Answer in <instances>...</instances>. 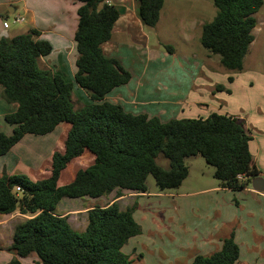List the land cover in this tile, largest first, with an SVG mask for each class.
Masks as SVG:
<instances>
[{"label": "trees", "instance_id": "1", "mask_svg": "<svg viewBox=\"0 0 264 264\" xmlns=\"http://www.w3.org/2000/svg\"><path fill=\"white\" fill-rule=\"evenodd\" d=\"M77 1L74 79L89 95L88 104L75 109L73 82L40 65V58L51 53L53 46L39 38V30L33 28L0 39L2 95L8 103L17 105L4 116L12 132L6 134L0 129V156L27 134L45 135L62 123L69 125L63 135V151L54 150L51 156L48 176L32 179L23 173L0 175V214L19 211L30 216L14 228L7 249L17 257L9 264H21L19 258L32 254L38 264H133L122 248L142 232L134 218L136 202L125 209L117 200L95 205L87 212L85 229L77 230L67 215L57 213L65 198L147 192L149 175L159 190L174 189L189 174L185 159L195 155L215 167L214 177L223 188L239 191L259 176L250 150L252 136L233 115L211 112L205 118L162 121L108 101L106 96L113 89L132 78L118 59L103 50L120 10L107 0ZM212 1L218 11L203 24L200 42L209 53L219 55L225 69L240 72L254 40L255 15L264 0ZM138 2L144 25L155 27L165 0ZM165 47L173 52V46ZM216 90L229 91L221 84ZM159 155L169 161L168 168L157 162ZM68 172H73L72 178L67 177ZM239 174L247 178L239 180ZM239 257L240 247L232 231L222 239L219 250L197 254L190 264H241Z\"/></svg>", "mask_w": 264, "mask_h": 264}, {"label": "crops", "instance_id": "2", "mask_svg": "<svg viewBox=\"0 0 264 264\" xmlns=\"http://www.w3.org/2000/svg\"><path fill=\"white\" fill-rule=\"evenodd\" d=\"M67 1L68 0H66V2ZM108 1L111 2V0ZM113 1H114L113 4H115L120 10V17L116 21L113 27L111 39L103 45V50L107 56L118 59L121 62V64L126 69H128L126 65L125 53L130 51L131 41L147 44V36L144 29L150 27L145 26L140 17L138 0H113ZM165 4L166 3H164V6L161 10L160 19L158 23L162 20ZM73 5H74V10L77 14V9L80 5V2L74 0ZM9 8L11 12H16L17 10V7L15 5H10ZM17 14H20L24 17L23 23L26 24V29L22 31H15L9 33H5L6 30L1 29L0 39L2 37L12 38L17 34L25 33L28 32L30 29L35 28L41 32L39 38L48 40L52 44L53 50H54L53 42L55 40L59 41V39L60 42H62L63 44L68 42L69 52H71V50L73 51V48L76 49V42L73 38L74 37L73 35L67 34L66 32L55 33L53 32L54 30L48 29L47 24L50 22L49 20L51 17L50 16H49L50 18L47 17L48 18V22H47L46 18H43L39 15L37 16L34 9H32L27 2L24 4L23 13H16L15 15ZM186 17L188 16L186 15ZM194 17L195 15L188 17L189 18L188 24L193 25L195 27L196 22L194 21L195 19ZM256 18H257V25L253 30L254 40L251 43L249 50L260 49L261 46L264 44V19L262 16H260V18L257 16ZM4 22H3V27L4 29H7L9 27V24L8 27H5ZM201 25L203 26V24ZM186 27L187 26L181 23V30L188 29V27L187 28ZM63 30L66 31L65 26ZM46 32H52L55 34L54 36L52 35L46 36ZM72 33L74 34L75 30ZM149 52H150L149 58L155 56L154 58L162 57L163 59H165L166 57L170 58L171 56L169 55L168 52H161V50H159V48L157 47L150 48ZM172 53H174V48ZM46 56H42L40 58V61L47 62ZM213 57L217 61L216 66L213 64L216 63L215 60H214L215 62L213 61V63L212 61H210V59ZM187 60L188 63L186 64V66H183V68L186 69L187 71L193 70V72L195 71L196 74L202 75V80H199L198 83H196L197 85L195 84L197 80L196 81L193 80V84H195V88L198 89L197 90L198 92H196V94L195 92H192V89L190 88L185 89V92L183 90L179 92V90H176L178 89L176 86V88L174 89L171 88L170 92H173V95H170L169 97H163V99L168 100V102L167 101L159 102L160 100H163L162 98L160 100L158 98H151L148 101L149 103L145 102L144 103L145 105L142 106L138 104L136 93L133 90L134 88L133 84L130 83V81L132 80L131 79L129 83L113 89L106 96V99L113 103L121 104L124 107V109L129 112L135 114L146 113L149 116H157L162 121H167L171 118H194L197 117L195 116L196 114H199V116L205 118L211 112H219V113L233 115L244 123L245 129L252 136V140L250 142V150L253 157V164L258 169L259 176H262L264 178V80H252L251 77L248 75V73H245L244 64L242 71L230 75L233 78L231 81L217 80V74H218L217 71L221 69V66H220V58H216L214 54H210L209 56L206 57V59L194 58L193 61H190V59L187 58ZM46 68H50V65L46 66ZM218 84L223 85L229 91L226 90L217 91L216 86ZM2 93H3V87L0 86V96H2L1 101L2 103H5L3 101L6 100L3 98ZM137 93L141 94L139 90H137ZM143 94L145 95L144 91ZM194 94L195 96H193ZM260 94L262 100L256 101L254 105L255 109L252 112H249L247 109H245V103L246 102L249 103L250 101H252L251 95L256 96V99H259ZM236 96L243 99L244 101L236 102V98H237ZM215 99L218 100V102H216ZM9 104H10L9 108L5 109L6 106L1 107L2 111L0 112V116L4 117L6 113L12 112L16 109L17 107L16 104H11V103ZM59 126L62 127V130H60V134H59L60 136L58 140L56 138L55 139L56 141H54L56 142L55 147L59 145L60 139L62 135H64V130L65 132H67L69 128L68 124L62 123L58 125L56 129H58ZM26 136L27 135H25L22 138V140H24ZM52 139H54V136ZM16 145H18V143ZM13 148L7 154L0 156V175L2 173H7V174L23 173L30 176L32 179H39L41 178L40 175H42V173L47 171L44 170V168L42 167L39 168L40 166L38 167V169H32L30 166L25 164V161H22L21 156L18 157V155L16 154H14V156L16 157L15 164L13 163L10 164L8 157L10 155L9 153H14L11 152ZM54 149L55 148H53L51 151V156L54 152ZM200 156L201 155H195V156L187 157L185 159L189 167V174L184 179L180 187H178V190L176 191L175 194L169 192L170 190L159 191V192L158 190L151 191L150 184L148 182L147 192H140V193L123 192L124 194H122L121 199H124L125 200L124 202L121 201V199L118 197L115 198L110 197L111 194H109L106 195L108 196L106 199L99 198L101 200H96L97 202L101 201V203L99 204L90 202L93 200H87V198H83L85 199L83 201L89 202L88 205L82 207L77 203H75L77 205H73L72 207H67L66 205L62 206L63 201L65 203H69V205H72L74 202H71L72 200L65 199L59 203V206L57 208V213L67 215L69 223L74 229L77 230L80 229L73 225V223L71 222L70 215L71 213H77L78 215L81 214L82 216L85 217V223L81 229L84 230L88 222L87 220L88 210L94 207L95 205L103 206L107 204L109 200H111L109 203L117 200V202L120 204V207L122 209H125L127 207L128 200L130 198L133 199V201L137 203V208L134 212V218L138 222V214L142 213L143 210L138 206V204L144 201L145 199L146 200L150 199L152 195H156L159 197L162 196L167 197L174 195L176 196V198H184L196 192H202V193L207 191L213 192V190H215L216 192L223 193L225 197H227L229 193H234L235 197L237 194H239V199H236L237 201L235 203L236 205H242L240 204V202L245 204L246 206L245 216L247 217V221H246L247 223H245L247 226L246 231L243 230L239 232L236 231V233L233 231L235 235V241L240 247L239 262L241 264H260L258 262L260 257L257 259V261H255L254 259H256L257 256H264V192H259L254 190L253 187L250 185L251 182L247 187L239 191H233L228 188H223L220 186L219 181L217 183L212 178L214 174L212 172L208 173L207 170L206 171L202 170L199 173V175L208 177V175L210 174L211 179L209 182L212 183L214 186L209 188H204L199 191L188 190L191 187L192 183L195 181V178L192 177L193 162L196 159H199L198 157ZM162 166L168 168L169 161L166 160V165H162ZM49 173L50 172L47 171L45 176H48ZM72 174L73 172H68L67 177L72 178ZM182 187H186L185 189L186 192L180 191V188ZM229 200L230 198H228L227 201L229 202ZM102 201H104L105 203ZM180 201L184 202V200H180ZM185 212H188V210H186ZM234 213L236 214V212H234L233 210H228L224 213V217L226 216L225 218H227L231 216V218H233ZM28 217L30 216L26 214H22L19 211H15L14 213L8 215L0 214V255L2 256V258L7 260L6 264H9L13 258L17 257L15 253L7 249L8 246L13 241L14 228L18 222ZM140 217L141 219L144 218V220H146L147 218L145 216H140ZM225 220H230V219H225ZM161 226H158L156 230L151 231L150 233L152 234V236L148 239L145 238L146 235L143 234L144 231L142 227V232L137 236L131 237L127 241V243L123 246L122 248L123 252L130 256V258L133 260V264H190L194 256L197 254H210L216 250H219L222 246V239L229 236V234L231 233V232H229L228 234L221 233L217 237L215 236L211 237L209 235L211 232L210 228H206V227L202 228L200 239L195 238L197 239L200 246L199 247L196 246L192 248L193 244H191V241L193 240L190 239L189 236L185 235L187 237L186 239L175 242V238H176L175 235L177 231L175 232V234H172V236H170V230L171 232H173L172 231L173 227L169 226L168 228H166L165 226H162L161 228ZM158 229H161V232H158ZM151 241L155 245L157 244L160 245L159 250L151 247L150 245ZM243 245L246 247L245 250L242 247ZM167 246H169V252L166 251ZM19 259L21 261V264H24L25 259L26 261H29L30 264H35V263L37 264L36 256L33 257L30 255L28 257H23ZM39 264H43V263H39Z\"/></svg>", "mask_w": 264, "mask_h": 264}, {"label": "rangeland", "instance_id": "3", "mask_svg": "<svg viewBox=\"0 0 264 264\" xmlns=\"http://www.w3.org/2000/svg\"><path fill=\"white\" fill-rule=\"evenodd\" d=\"M26 2L32 9H34L37 16L39 15L43 18H46L47 22L48 18L51 17L49 20L50 22L47 24L48 29L54 30L53 32L55 33L66 32L67 34L74 36L72 32L76 30V21H78V17L73 5L74 0H68L67 2L66 0H0V31L2 29L6 30L5 33H9L26 29L25 23L13 22L16 13H23V7ZM113 2L114 1L111 0L110 3ZM165 3L166 4L163 11V17L158 25H156L155 28L150 27L144 29L147 36V44L131 41V49L130 51L125 53L126 65L133 77L131 78L132 80L130 81V83L133 84V90L136 93L138 104L142 106L145 105V102L149 103L148 101L151 98H158L160 100L161 98L163 99V97H169L170 95H173V92L170 91L171 88L174 89L176 88V86L178 88L176 90H179V92H181L182 90L185 92V89L190 88L192 89V92H195L196 94V92H198V89L195 88V84L198 83L199 80H202V75L196 74V72H193V70L187 71L183 68V66H186V64L188 63L187 58L190 59V61H193L194 58L206 59V57L211 54L205 47L202 46L200 38L202 33L201 24L211 21L217 14L218 9L214 5L213 1L165 0ZM10 5H15L17 7L16 12L10 11ZM186 15L188 17L195 15V27L188 24L189 18L186 17ZM255 16H258L259 18L260 16H262L264 19V4ZM4 21L9 24V27L7 29H4L3 27ZM181 23L187 26L188 29L181 30ZM64 26L66 27V31L63 30ZM55 33L46 32V36H54ZM53 45L54 50L48 56H46L47 62L40 61V65L42 67L50 65V68H52V70L61 73L66 80H71L73 82L74 86L72 92V100L75 109L90 103L91 99L89 95L84 89L79 87L74 79V73L76 71L75 61L78 57L77 50L73 48V51L71 50V52H69L68 42L63 44L62 42H60V39L59 41L55 40L53 42ZM165 45L173 46L174 53L169 52L166 49ZM154 47L159 48L161 52H168L169 55H171L170 58H154L155 56L149 58V49ZM214 56L216 58H220L217 54H214ZM214 60L216 61L214 57L210 59L212 63ZM213 64L216 66L217 61ZM220 66L221 69L217 71V80H229V76L237 72L225 69L221 64ZM244 68L245 73H248L252 80H264V44L260 49L249 50L244 61ZM193 80H197V82L193 84ZM137 90H139L141 94H138ZM143 91L145 95L143 94ZM195 94L193 96H195ZM1 100L2 96H0V101ZM251 100L254 102L250 101L249 103H245V109H247L249 112H252L255 109L254 105L256 101L262 100L261 94L259 99H256V96L251 95ZM162 101L168 102V100L165 99L160 100L159 102ZM215 101L218 102V100L216 99ZM243 101L244 100L239 97L236 98V102ZM3 102L5 103H2L1 101L0 104V112L2 111L1 107L6 106V109L10 106V104L6 101ZM195 116L201 117L199 116V114H196ZM0 129L6 134H11L12 132V126L5 121L3 116H0ZM60 130H62L61 126L47 135L27 134L24 140H21L18 145H14V148L11 151L14 153H9V163L15 164L16 157L14 156V154H16L18 155V157L21 156L22 161H25V164L30 166L32 169H38V167L40 166L39 168L42 167L44 168V170L50 172V156L52 149L55 148L54 150L60 151H63L64 149L63 135L60 139L59 145L55 147L56 142L54 141H56V138L58 140L60 136ZM53 136L54 139H52ZM198 158L199 159H196L193 162L192 177L195 178V181L192 183L190 188L187 187L190 191H199L204 188L214 186L209 182L211 179L210 174L207 177L199 175V173L202 170H207L208 173L212 172L214 174L215 167L208 164L202 156ZM166 160L167 159L162 155H159L157 157V162L160 165H166ZM47 171L42 173V175H38H40V177H43L45 176ZM198 175L200 178L198 177ZM212 178L215 180V182L218 183V179H216L214 176ZM147 179V185L149 182L151 191H161L156 186L155 179L152 175H149ZM185 189L186 187H182L180 188V191L186 192ZM177 190L178 187L170 189L169 192L175 194ZM122 194L124 193L121 192L120 195L117 192H113L111 193L110 197H118L121 199ZM107 197L108 196L104 195L100 198L106 199ZM236 197L234 193H229V195L225 197L223 193L216 192L215 190H213V192H196L184 198H176V196L174 195L167 197L152 195L150 199H145L138 204V206L143 209L142 213L138 214V223L139 225H142L140 226L141 228L143 227V234L146 235L145 238L147 239L152 236L150 232L156 230L158 226L162 225L166 228L172 226L173 232H171L170 230V236H172V234H175V232L177 231L175 235V242L186 239L187 237L185 235H187L190 237V239L193 240L191 241V244H193L192 248L196 246L199 247L200 244L198 243L197 239H200L202 228H210L212 233L210 232L209 235L211 237H217L221 233L228 234L232 231H234L235 233L236 231H246V206L240 201L239 202L242 205H236L235 202L237 201L236 199H239V194H237ZM228 198H230L229 202L227 201ZM65 199L72 200L71 202L74 203L72 205H69V203H65L63 201ZM65 199L62 200V206L66 205L67 207H72L73 205L78 204L84 207L89 203L88 201H83L85 200L83 198ZM87 200H93L90 202L98 204L101 203V201H96L101 200L99 198L95 199L87 197ZM180 200H184V202ZM110 201L111 200H109L107 203H109ZM121 201L124 202L125 200L121 199ZM134 203L135 202L133 201V199L130 198L128 200L127 206H131ZM186 210H188V212H185ZM228 210H233L234 212H236V214L234 213L233 216L234 219L231 218V216L227 218H225L226 216L224 217V213ZM140 216H145L147 218L146 220H144V218L141 219ZM70 218L73 225L81 230L85 223V217L81 214L78 215L77 213H71ZM158 232H161V229H158ZM150 245L157 250H159L160 248V245H155L152 241L150 242ZM242 247L245 250L246 247L244 245ZM166 251L169 252V246L166 247ZM31 256L35 257L36 255L32 254ZM258 258V262L260 264H264V256H257L256 259H254L253 257L255 261H257ZM6 263L7 260L2 258V256L0 255V264ZM24 264H30V262L26 261L25 259Z\"/></svg>", "mask_w": 264, "mask_h": 264}, {"label": "water", "instance_id": "4", "mask_svg": "<svg viewBox=\"0 0 264 264\" xmlns=\"http://www.w3.org/2000/svg\"><path fill=\"white\" fill-rule=\"evenodd\" d=\"M251 185L254 190L264 192V178L262 176L252 178Z\"/></svg>", "mask_w": 264, "mask_h": 264}, {"label": "built area", "instance_id": "5", "mask_svg": "<svg viewBox=\"0 0 264 264\" xmlns=\"http://www.w3.org/2000/svg\"><path fill=\"white\" fill-rule=\"evenodd\" d=\"M107 2L109 4H111L108 0H107ZM23 21H24V17L22 15H20V14L15 15L14 20H13L14 23H22ZM4 26L5 27H8V23L7 22H4ZM246 178L247 177L244 174H239L238 175V179L239 180H245Z\"/></svg>", "mask_w": 264, "mask_h": 264}]
</instances>
